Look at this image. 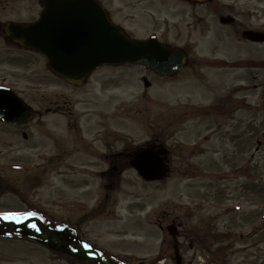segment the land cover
I'll return each mask as SVG.
<instances>
[{
	"label": "rangeland",
	"instance_id": "374dc122",
	"mask_svg": "<svg viewBox=\"0 0 264 264\" xmlns=\"http://www.w3.org/2000/svg\"><path fill=\"white\" fill-rule=\"evenodd\" d=\"M213 1L220 14L236 17L234 28L205 14L208 4L109 0L108 8L133 36L156 35L184 45L193 59H222L216 76L202 62L196 72L183 69L171 78L148 77L138 67H105L85 85L73 87L50 75L37 56L0 65V84L18 92L36 112L48 108L24 128L27 141L12 126L0 128V143L7 139L17 150L11 151L10 192L0 195V211L48 212L75 225L86 242L130 264H149L158 254L163 264H175L172 241L157 228L178 221L183 264H264V43L239 40L243 28L264 30V0ZM143 78L150 87L143 86ZM215 78L216 95L225 93L234 107L223 119L225 126L213 133L206 122L212 119L181 120L178 108L184 102L208 106L210 98L206 101L204 95ZM104 126L118 138L113 149L163 141L172 151L167 177L145 182L128 169L118 182L116 177L101 178L94 171L105 165L82 154L75 155L74 167L68 163L69 175L64 168H53L51 139L75 148L79 140L104 136ZM42 163L45 174H37ZM38 177L42 182L36 188ZM58 201L70 206H57ZM61 261L34 242L14 235L0 239V264Z\"/></svg>",
	"mask_w": 264,
	"mask_h": 264
},
{
	"label": "water",
	"instance_id": "95a60500",
	"mask_svg": "<svg viewBox=\"0 0 264 264\" xmlns=\"http://www.w3.org/2000/svg\"><path fill=\"white\" fill-rule=\"evenodd\" d=\"M43 4L37 22L10 25L9 31L16 41L43 54L50 71L69 84H82L88 75L103 65H142L159 75H170L181 64L183 57L178 50L169 49L154 38L137 41L127 37L110 22L94 0H43ZM220 21L228 24L232 18H221ZM241 36L250 42H264V34L252 30L243 31ZM32 116L31 108L15 93L0 87V121L26 124ZM163 155V150L154 152L150 148L137 153L131 165L146 181L162 180L168 172ZM6 225L12 226L16 233L47 244L54 250H60L56 245L58 238L64 233H71L72 241L63 245H71L73 249L68 248L66 252L99 264H113L102 252L82 245L70 228L49 234L37 217H24ZM37 228H42V231L38 232ZM167 231L175 239V227L169 226ZM174 249L176 262L180 264L176 240Z\"/></svg>",
	"mask_w": 264,
	"mask_h": 264
},
{
	"label": "flooded vegetation",
	"instance_id": "af4514ba",
	"mask_svg": "<svg viewBox=\"0 0 264 264\" xmlns=\"http://www.w3.org/2000/svg\"><path fill=\"white\" fill-rule=\"evenodd\" d=\"M209 3H205V4H199L200 7L204 6L206 7L207 4L210 6L209 10L205 9V14L211 13V15L219 20L220 17L222 16H233L229 13H219L217 4L213 1V0H209ZM96 2H98L99 6L101 8H103L107 13L109 18L116 24L118 25L119 23H116L114 21V16L112 15V12L109 10L108 8V3L109 0H96ZM185 3V2H183ZM189 7L193 6V4H188ZM195 6H197L195 4ZM44 8V4H43V0H0V65H5V64H10L11 62L13 63H24L29 61L30 58H32L31 56H37L40 59H42V61L44 63H46V59L40 55L35 53L34 51L30 50L29 47L24 46L23 44H21L20 42L16 41L14 38H12L11 35L12 32L9 31L10 29V25H24V24H29L32 23L34 21H36L38 19V17L40 16L42 10ZM196 16V14H195ZM198 17V16H197ZM235 18L234 22L231 25L228 26H224L223 27H233L238 24V21L236 19L235 16H233ZM199 18V17H198ZM203 20H201L199 18V22H201ZM204 22V21H203ZM202 22V24H203ZM201 24V25H202ZM120 25V24H119ZM118 25V26H119ZM207 28V26H206ZM256 30V29H255ZM261 31V30H260ZM129 34V33H128ZM130 37L132 38H139V39H146L149 37H137V36H132L129 34ZM74 36L72 35V38ZM217 37V36H216ZM75 38V37H74ZM157 39L168 45L171 47H177V45L170 43L168 41H166L165 39L157 36ZM217 40V39H215ZM243 41V40H241ZM245 42V41H243ZM181 48L183 54L186 56V64L184 66L183 69L185 70H189L190 72H196V67L197 65L201 64H205V67H211V69H213V65L216 64V62H212V60L209 59H202V58H196L193 59L191 54H190V50L186 47V46H178ZM177 47V48H178ZM30 55V56H28ZM127 67V66H125ZM182 69V70H183ZM144 72L147 74V76L149 77H159L156 76L154 73H152L149 70L144 69ZM181 71V70H180ZM213 75L216 76V73H212ZM200 77V75H199ZM160 78V77H159ZM216 78L214 80L211 79V90H212V94L213 96L210 97V100L208 97L205 98L206 101L209 102V105L206 106L205 108L200 107L201 109H194L192 107H187V106H179L178 108V115L181 117V120H185L186 119H192L195 117H202V118H209L212 119L211 121H206L207 124L212 127L213 129V133H215L217 130L221 129L222 127L225 126V122H223L224 117L226 116V118L228 119V114L230 113L231 109L234 107V103L225 95H216V91L215 88L217 87L215 84ZM2 85V84H0ZM227 98V100L225 99ZM231 105V106H229ZM225 106H227L225 108ZM233 106V107H232ZM48 112V108H46L45 110L39 111L40 113H44V112ZM39 112H36L35 114H40ZM55 112H58L57 110H55ZM122 112V111H120ZM46 114V113H45ZM92 114V113H90ZM101 116H103V114L101 113H97ZM103 118V117H102ZM219 118H221V120H219ZM214 120V121H213ZM93 123L95 125H104L103 123L99 124L98 121H93ZM232 123V124H231ZM72 124V123H69ZM229 125H233V122H229ZM12 126L10 124L7 123H1L0 122V128L2 129H9V127ZM16 129V132L21 131V136H27V133L25 132V127L26 126H12ZM103 135L99 138H96L92 141V139H90V141H85L82 142V140H79L78 143L75 144V148L70 147L69 145H65L62 144V140L63 139H59L57 137H55L52 141H53V151L54 153L52 154V156L50 157V160L53 162V168L60 170L61 168L65 169V176L69 175L70 173V169L69 166L72 168V166L74 167V165H72V161L73 159L76 157V154H82L84 156V159H86V157H89L93 163H103L105 165V168L103 169H98L95 170V176H99V177H115L118 175H121L122 172L125 171L126 166L129 165L130 161L133 159L135 153L139 152L140 150H143L144 148H154L155 151H159L162 150V147L166 148L167 153H166V162L168 164V166L170 167V162H171V158H172V151L169 150L164 144V142L162 141L161 143H157L154 140H150L149 142H145L144 146H135V147H131L130 146H122L120 149L116 148L113 149L114 145H112V143H116L117 144V137L115 136H111L110 135V129H107V127H103ZM72 130H77V125L76 124H72L71 127ZM110 130V131H109ZM212 133V131H210ZM8 134V133H7ZM4 135V134H3ZM28 138V137H27ZM27 141V140H26ZM58 142V143H55ZM120 141H118L119 143ZM121 143V142H120ZM2 144L0 146V159H3L5 161H3V163L0 165V195L6 192H10V179H9V173H10V158H11V151H17V150H13L10 147V144L8 142L7 139H3L1 141ZM77 146V147H76ZM258 151V150H257ZM61 157H65V159L68 160V162L64 159H62ZM68 163L70 164L68 166ZM97 167V166H94ZM38 169H41L38 173L40 174H45V171L47 169V167L44 165V163H42L41 165H39ZM249 170V169H248ZM86 171V170H84ZM74 172V171H73ZM87 173H89L90 171H86ZM83 173V171H81V174ZM244 178L246 180L249 181V176L246 172H244ZM68 210V208H67ZM6 210H2L0 211V222H2L1 220H4L5 218L3 217V214L7 213L5 212ZM42 216L44 217V221L47 225H60V224H66L68 225V222L60 220L58 218L55 217H51L52 215L44 213L42 211H40ZM50 216V217H49ZM177 224H179L181 226V223L178 221ZM158 229L162 230L163 226L160 224L158 225ZM7 234V235H5ZM10 233H2L1 235L3 236H8ZM178 238L179 239H184V236L179 232L178 233ZM63 240L68 241L69 237L68 236H64L62 238ZM181 245H178V249H180ZM58 253V252H57ZM61 253V252H59ZM63 254V252H62ZM115 264H123V263H118L117 261H114ZM68 264H97L94 261H80V262H75L71 261Z\"/></svg>",
	"mask_w": 264,
	"mask_h": 264
},
{
	"label": "snow or ice",
	"instance_id": "6c2138e0",
	"mask_svg": "<svg viewBox=\"0 0 264 264\" xmlns=\"http://www.w3.org/2000/svg\"><path fill=\"white\" fill-rule=\"evenodd\" d=\"M11 215H12V214L5 213V214H3V217H2V218H5V219H7V218H9Z\"/></svg>",
	"mask_w": 264,
	"mask_h": 264
},
{
	"label": "trees",
	"instance_id": "16d2710c",
	"mask_svg": "<svg viewBox=\"0 0 264 264\" xmlns=\"http://www.w3.org/2000/svg\"><path fill=\"white\" fill-rule=\"evenodd\" d=\"M203 247V246H202Z\"/></svg>",
	"mask_w": 264,
	"mask_h": 264
}]
</instances>
